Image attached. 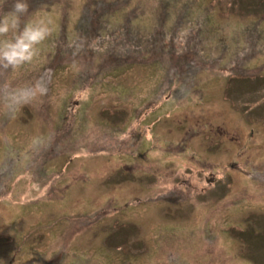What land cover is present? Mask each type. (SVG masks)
Instances as JSON below:
<instances>
[{"label":"rangeland","instance_id":"1","mask_svg":"<svg viewBox=\"0 0 264 264\" xmlns=\"http://www.w3.org/2000/svg\"><path fill=\"white\" fill-rule=\"evenodd\" d=\"M25 2L53 31L0 67V264H264L263 0Z\"/></svg>","mask_w":264,"mask_h":264},{"label":"clouds","instance_id":"2","mask_svg":"<svg viewBox=\"0 0 264 264\" xmlns=\"http://www.w3.org/2000/svg\"><path fill=\"white\" fill-rule=\"evenodd\" d=\"M28 11L25 0H16L13 10L0 17V67L18 70L26 64H31L39 55V46L52 34L50 21H32L20 26V15ZM14 35L9 38V34ZM47 85L42 79H37L30 85L3 88V93L9 101L13 112L19 111L40 96L47 94ZM39 137L33 138L39 143Z\"/></svg>","mask_w":264,"mask_h":264},{"label":"trees","instance_id":"3","mask_svg":"<svg viewBox=\"0 0 264 264\" xmlns=\"http://www.w3.org/2000/svg\"><path fill=\"white\" fill-rule=\"evenodd\" d=\"M235 2V1H234ZM250 5L251 4H248V3H246L245 4V9H249V7H250ZM262 6L260 7V10H261V12H264V0H263V2H262V4H261ZM253 7V6H252ZM242 10H243V8H242Z\"/></svg>","mask_w":264,"mask_h":264},{"label":"flooded vegetation","instance_id":"4","mask_svg":"<svg viewBox=\"0 0 264 264\" xmlns=\"http://www.w3.org/2000/svg\"><path fill=\"white\" fill-rule=\"evenodd\" d=\"M130 137H132V135L130 134ZM204 137H205V135H204ZM206 139L208 138L207 136L205 137ZM139 141V137H136V142H138ZM217 141H222L221 139H218ZM217 141H215V142H217ZM206 191H203V193H205Z\"/></svg>","mask_w":264,"mask_h":264}]
</instances>
